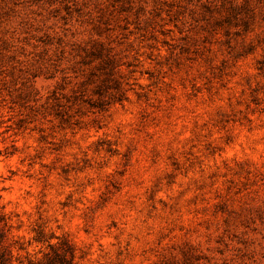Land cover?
Instances as JSON below:
<instances>
[{
	"label": "rangeland",
	"instance_id": "rangeland-1",
	"mask_svg": "<svg viewBox=\"0 0 264 264\" xmlns=\"http://www.w3.org/2000/svg\"><path fill=\"white\" fill-rule=\"evenodd\" d=\"M0 213L32 264H264V0H0Z\"/></svg>",
	"mask_w": 264,
	"mask_h": 264
},
{
	"label": "trees",
	"instance_id": "trees-1",
	"mask_svg": "<svg viewBox=\"0 0 264 264\" xmlns=\"http://www.w3.org/2000/svg\"><path fill=\"white\" fill-rule=\"evenodd\" d=\"M12 231V224L0 213V264H32L22 259L25 247L14 238Z\"/></svg>",
	"mask_w": 264,
	"mask_h": 264
}]
</instances>
